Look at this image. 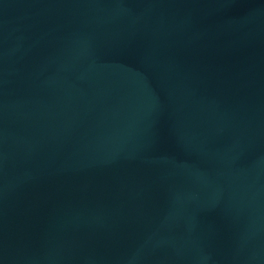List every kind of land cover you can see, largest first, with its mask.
Returning a JSON list of instances; mask_svg holds the SVG:
<instances>
[{"label":"water","instance_id":"95a60500","mask_svg":"<svg viewBox=\"0 0 264 264\" xmlns=\"http://www.w3.org/2000/svg\"><path fill=\"white\" fill-rule=\"evenodd\" d=\"M0 264H264V0H0Z\"/></svg>","mask_w":264,"mask_h":264}]
</instances>
